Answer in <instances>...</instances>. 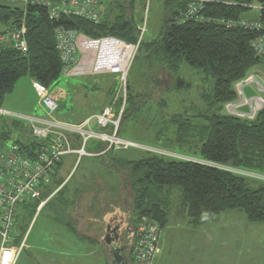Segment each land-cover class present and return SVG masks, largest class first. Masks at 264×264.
I'll use <instances>...</instances> for the list:
<instances>
[{
    "label": "trees",
    "instance_id": "trees-1",
    "mask_svg": "<svg viewBox=\"0 0 264 264\" xmlns=\"http://www.w3.org/2000/svg\"><path fill=\"white\" fill-rule=\"evenodd\" d=\"M101 1L106 10L97 24L73 17L53 22L48 19L44 8L28 6L23 11L0 3V33L5 34L23 24L27 44L25 54L0 45V104L22 77L40 83L48 91L58 83L61 63L54 38L58 27L75 30L93 39L110 36L130 44L137 42L139 31L126 15L130 0H125L123 5L119 1ZM183 5L184 2L179 0H165L168 19H165L163 33L152 43L141 40L134 62L140 57L144 65H149L148 71L157 67L171 76L179 72L182 64H186L213 80L211 93L201 94L205 109L197 116H171L167 123L173 127V139L166 138L160 143L165 150L178 149L182 152L188 147L197 148L199 162L168 159L148 152L138 159L126 160L117 158L118 152L114 150L93 157L112 162L116 173L123 175L130 195L128 203L131 209L130 213L126 212L130 228L147 220L158 224L160 230L164 229L171 214L174 189L180 193L179 211L192 227L212 222L226 211H239L248 222L264 224V187L252 189L245 177L222 169L264 175V110L259 111L253 120L224 112V106L237 99L235 84L245 80L253 68L264 63V58L258 57L251 47L252 41L264 34V0H206L200 13L204 21L177 23ZM252 8L259 10L256 21L243 18ZM242 21L259 23L262 30L245 29L240 26ZM152 77L150 74L152 84H158ZM109 92L110 104L115 94L114 90ZM135 97L127 94L120 122L123 117L133 116L137 110V106L133 107ZM56 103L59 110L60 105ZM120 103L121 97L117 101L118 108ZM160 114L162 117L166 115ZM161 135L159 131L156 136L161 138ZM30 137L27 127V134L21 133L11 145L2 144L0 155L14 146L22 159L35 160L34 152L42 143ZM0 140H6V134H0ZM94 147L95 154L104 150L101 143ZM62 160L48 174V183L39 182V196L26 198L15 211L13 246L18 247L25 239L40 204L43 203L41 211L52 199L49 205L55 202L53 205L58 208L57 216L60 217L68 215V210L74 206V202L66 196L64 180L58 175ZM3 165L1 163L0 168ZM78 193L74 191L73 195ZM68 227L75 233L71 221Z\"/></svg>",
    "mask_w": 264,
    "mask_h": 264
},
{
    "label": "rangeland",
    "instance_id": "rangeland-1",
    "mask_svg": "<svg viewBox=\"0 0 264 264\" xmlns=\"http://www.w3.org/2000/svg\"><path fill=\"white\" fill-rule=\"evenodd\" d=\"M113 1H119L123 5L125 0H109V3ZM2 4L12 8L20 7L17 3ZM127 4L130 6L126 15L139 31L142 41L152 43L159 39L163 33L165 19H168L165 0H130ZM258 16L259 10L252 8L243 18L257 20ZM141 59L139 57L132 64L125 87V99L128 93L136 96L133 107L137 106V110L133 116L123 117L118 131L121 139L137 144L141 149L138 147L116 150V157L135 160L146 154V151H153L168 159L199 162L196 156L197 148L188 147L182 152L178 149L165 150L160 143L166 138L173 139V127L167 123L171 116H197L205 109L201 94L211 93L213 80L186 64H182L179 72L173 76L164 70H158L157 67H151L148 71L149 65H144ZM153 68L156 70L152 72ZM150 74L158 84H152ZM249 76H253L264 88V63L253 68ZM118 87L119 83L109 75L60 76L58 83L49 91L51 98L60 105L55 119L81 124L106 107L111 100L109 91L114 90L116 95ZM244 93L247 97H264L256 91L254 83L245 85ZM0 109L10 113L9 116L0 115V134H6V140H0L1 148L2 144L11 145L21 133L27 134V123L15 116H39L38 97L31 86V79L20 78L12 92L6 95L0 104ZM160 113L166 114L165 117ZM90 126L93 130L97 129L93 120ZM159 131L162 133L161 138L156 136ZM97 144V141H89L85 152L95 154L94 146ZM111 163L103 161L101 157L82 156L78 161L75 155L63 157L58 175L64 180L66 196L74 202V206L68 210V215L62 217L57 216L58 208L53 205L55 202L52 203L53 206L49 205L52 199L41 211L37 210L27 229L25 245L14 264H108L105 251L100 245L99 238L103 228L98 220L109 207H117L118 212L112 218L118 222L121 217L123 223L126 222L122 231L126 239L129 223L125 221L124 213H130L131 209L128 203L129 188L125 185L123 175L116 173ZM233 171L245 177L250 188L264 187V175ZM74 191L80 193L74 196ZM84 191L87 193L83 194ZM179 201V190L174 189L171 195L169 224L161 230L159 252L155 255V260L164 264H226V251L221 243L223 234L257 233L249 229V226L255 223L246 221L244 214L237 211L224 212L215 221L192 227L187 217L180 213ZM79 208L83 209V212ZM70 221L75 233L68 227Z\"/></svg>",
    "mask_w": 264,
    "mask_h": 264
},
{
    "label": "built area",
    "instance_id": "built-area-1",
    "mask_svg": "<svg viewBox=\"0 0 264 264\" xmlns=\"http://www.w3.org/2000/svg\"><path fill=\"white\" fill-rule=\"evenodd\" d=\"M180 1L184 2V5L180 9V18L177 23L187 20L204 21L200 17V13L206 0ZM0 3H17L23 11L28 6L44 8L48 19L53 22H57L63 17H73L97 24L106 10L105 4L101 0H0ZM221 23L223 22L221 21ZM240 26L245 29L262 30L261 25L255 22L242 21ZM54 38L61 63L60 76L109 75L115 78L119 87L114 100L101 112L85 119L81 124H71L55 119L58 111L56 101L51 98L47 88L36 81H31L43 115L15 117L27 123L31 137L41 142L42 146L34 152L35 160L33 161L22 159L14 146H10L0 155V165L4 164L0 168V221L2 225L0 230V264H14L25 245V239L18 247L12 245L15 211L26 198L34 199L39 196L37 191L39 182H49L48 174L53 171L55 165L63 157L75 155L78 161L82 156L93 157L103 155L109 150L141 147L118 136L121 115L125 107L126 79L138 53L141 36L136 43L130 44L110 36L93 39L75 30L58 27L55 29ZM0 45L25 54L27 44L24 25L21 24L18 28H13L5 34L0 33ZM251 47L258 57L264 58V34L253 40ZM253 83L256 84V91L264 96V88L260 82L253 76H248L245 80L235 84L237 99L224 106L226 114L253 120L259 111L264 110V97L259 95L247 97L244 93V86ZM119 94L121 96H118ZM120 97L121 103L118 108L117 101ZM0 115L9 116L10 113L0 109ZM92 120L95 121L96 130L90 126ZM92 140L104 144V150L98 154L86 153V145ZM151 152L153 151L149 153ZM152 154L159 155L160 153L153 152ZM224 169L230 170L229 168ZM233 170L230 171L235 173ZM42 205L43 203L37 210ZM131 231L132 235L128 238L131 245L129 248L131 264H154L161 233L158 224L143 220L135 228H131Z\"/></svg>",
    "mask_w": 264,
    "mask_h": 264
},
{
    "label": "crops",
    "instance_id": "crops-1",
    "mask_svg": "<svg viewBox=\"0 0 264 264\" xmlns=\"http://www.w3.org/2000/svg\"><path fill=\"white\" fill-rule=\"evenodd\" d=\"M252 20L256 21L254 19ZM39 110L40 111L37 115H43V110L41 108ZM218 217H216L215 220ZM229 218H231V216L228 217V219ZM169 220L170 219H168V224ZM246 221L248 220L246 219ZM249 229H252L257 233L248 232L241 234L240 232H229L223 234L221 243L226 251V264H264V224L255 223L249 226ZM157 248L159 252V243ZM243 254L245 255L243 256ZM242 257H245V259H242ZM155 258L154 264H164L160 260H155Z\"/></svg>",
    "mask_w": 264,
    "mask_h": 264
},
{
    "label": "water",
    "instance_id": "water-1",
    "mask_svg": "<svg viewBox=\"0 0 264 264\" xmlns=\"http://www.w3.org/2000/svg\"><path fill=\"white\" fill-rule=\"evenodd\" d=\"M117 208L114 209L113 213L104 215L103 219L99 221L102 225V236L100 239V245L103 248H107L113 252H108L107 259L109 264H126L124 255L130 248V242L123 245L119 239L120 233L126 226V222L122 223V227L118 226V223L113 221V216L117 214ZM125 221H127L126 215H124ZM128 238L132 235V231L127 228ZM115 249V251H114Z\"/></svg>",
    "mask_w": 264,
    "mask_h": 264
},
{
    "label": "flooded vegetation",
    "instance_id": "flooded-vegetation-1",
    "mask_svg": "<svg viewBox=\"0 0 264 264\" xmlns=\"http://www.w3.org/2000/svg\"><path fill=\"white\" fill-rule=\"evenodd\" d=\"M109 208H110V209H109L108 211H106V212H104V213L102 214V216L100 217V219L98 220V222L101 221V220L103 219L104 215L113 213V211H114L115 208H113V209H112V207H109ZM124 215H126V217H127V223H128V216H127L126 213H124ZM117 223H118V226H119V227H122L123 219H122L121 217H119ZM128 228L131 230V228H130L129 225H128ZM123 233H124V232H121V233H120L119 239H120V241H121V244L125 245V244L128 243V231L126 232V233H127V235H126V239H124V234H123ZM122 234H123V235H122ZM103 249H104V251H105V255H108V252H113V251H111V250H109V249H107V248H103ZM114 251H115V249H114ZM124 258H125V260H126V264H131V261H130V258H129V249H128V251H126V253H125V255H124ZM107 262H108V261H107ZM108 264H109V263H108Z\"/></svg>",
    "mask_w": 264,
    "mask_h": 264
},
{
    "label": "snow or ice",
    "instance_id": "snow-or-ice-1",
    "mask_svg": "<svg viewBox=\"0 0 264 264\" xmlns=\"http://www.w3.org/2000/svg\"><path fill=\"white\" fill-rule=\"evenodd\" d=\"M7 255V254H6Z\"/></svg>",
    "mask_w": 264,
    "mask_h": 264
}]
</instances>
